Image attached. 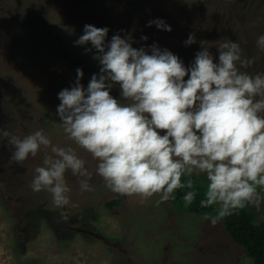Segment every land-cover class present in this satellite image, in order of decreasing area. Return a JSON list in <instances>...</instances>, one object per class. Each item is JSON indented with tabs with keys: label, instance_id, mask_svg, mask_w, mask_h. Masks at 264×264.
I'll return each mask as SVG.
<instances>
[{
	"label": "rangeland",
	"instance_id": "rangeland-1",
	"mask_svg": "<svg viewBox=\"0 0 264 264\" xmlns=\"http://www.w3.org/2000/svg\"><path fill=\"white\" fill-rule=\"evenodd\" d=\"M80 1L0 3L3 11L10 8L13 14L36 16L28 29V23L13 26L7 12L0 14V20L9 21L0 24V126L13 134L43 130L52 145L76 147L64 133L56 109L59 91L73 85L77 68L83 70L85 88V73H99L95 49L88 52L90 43H74L85 24L107 27L109 41L114 34L130 37L135 48L147 50L156 43L178 55L185 66L194 62L201 42L218 60L216 46L232 40L240 44L243 57L255 58L246 71L264 73V50L256 44L257 37L264 34V0ZM157 18L172 30L147 26ZM44 27L53 30L54 38L40 31ZM189 34L195 36L196 43L186 46ZM117 92L118 84L111 95ZM77 151L92 174L89 183L94 190L81 192L77 178L68 172L70 203L58 208L51 193L31 189L34 170L42 166L46 153L51 155L50 147L17 163L11 158L12 147L0 142V264H60L65 260L68 264H253L220 221L213 226L205 214L178 209L174 199L157 204L159 194L143 200L113 193L96 173L98 161L83 149ZM114 199L121 201L110 206L108 202ZM250 208L257 223L264 222V203L259 211ZM28 226L38 234L27 233L24 252L20 232Z\"/></svg>",
	"mask_w": 264,
	"mask_h": 264
},
{
	"label": "clouds",
	"instance_id": "clouds-1",
	"mask_svg": "<svg viewBox=\"0 0 264 264\" xmlns=\"http://www.w3.org/2000/svg\"><path fill=\"white\" fill-rule=\"evenodd\" d=\"M153 24L172 30L163 19L147 26ZM108 32L84 25L74 43H90L86 51L95 49L99 73L85 88L83 70L77 68L73 85L58 93L56 115L76 147L52 145L43 130L21 136L0 126V142L12 147L17 163L51 149L34 170L32 191H48L58 208L69 205L68 172L81 192L93 191L80 148L98 161L96 173L113 193L143 200L159 194V204L187 188V207L197 195L193 177L203 175L207 185L200 206H219L215 215L205 216L213 226L248 206L259 211L264 203V73L246 71L255 58L243 57L239 43L224 40L216 46L217 60L201 42L194 62L185 66L156 43L147 50L135 48L130 37L114 34L107 40ZM184 43H196L195 36L189 34ZM256 44L264 50V34ZM117 84L119 100L111 95Z\"/></svg>",
	"mask_w": 264,
	"mask_h": 264
},
{
	"label": "trees",
	"instance_id": "trees-1",
	"mask_svg": "<svg viewBox=\"0 0 264 264\" xmlns=\"http://www.w3.org/2000/svg\"><path fill=\"white\" fill-rule=\"evenodd\" d=\"M184 179L186 178H182V182ZM193 179L197 192L196 198L191 205L185 207L183 196L190 189H177L174 193V202L177 204L178 209L205 215H215L218 205L207 208L200 206V200L205 198L206 178L201 175L199 177L194 176ZM120 201V199H114L108 204L112 206ZM220 222L233 241L238 243L247 255L252 258L253 264H264V222L257 223L256 214L251 210L250 206L234 211L233 214L223 218Z\"/></svg>",
	"mask_w": 264,
	"mask_h": 264
},
{
	"label": "flooded vegetation",
	"instance_id": "flooded-vegetation-1",
	"mask_svg": "<svg viewBox=\"0 0 264 264\" xmlns=\"http://www.w3.org/2000/svg\"><path fill=\"white\" fill-rule=\"evenodd\" d=\"M81 3L83 2V0H81L80 1ZM0 3L2 4V3H4V4H7V2H4V0H0ZM11 9L9 8V9H7L6 11H3L2 10V7H1V5H0V14L2 15V14H4V13H6L7 12V14H8V17H9V20H10V23H12V25L14 26H16V23L17 22H19L20 24H22L23 26H25L26 25V23H28V26H27V28L28 29H30L33 25H34V20H35V17L36 16H31V15H29L28 16V18L25 16V17H23V15H21V14H18V13H11V12H9ZM90 10V9H89ZM65 11H68V12H72V10H71V8H65ZM3 22H9V21H7L6 19H4V18H2L1 20H0V24H2ZM48 26V25H47ZM40 31H45L47 34H48V36H50L51 38H54V34H53V30H51V29H49V30H46V27H44L43 29H41ZM18 32L19 31H17L16 33H15V36L17 37V35H18ZM0 35H2V32H0ZM63 41L61 40L59 43H62ZM64 52H65V50H64ZM66 53V52H65ZM64 55V54H63ZM63 55H62V57H63ZM66 55V54H65ZM65 61H66V58L64 59ZM36 64L37 65H39V63L36 61ZM85 77H86V80H84V82L86 81L87 82V84L89 83V81H90V79H91V75L89 74V73H85ZM119 92H117V93H115L114 95H113V97H115V98H117L118 96H119ZM128 207H130V206H128ZM28 232H30L31 234H33V236L34 235H36V234H38V230H35L34 228H31L30 226H28V229H26V228H21V232H20V236H22L23 237V240H22V244H23V242H24V252H26L27 251V249H26V242L28 241L27 240V233ZM55 232H56V230H55ZM58 234L59 235H61V236H63V233L62 232H58ZM96 235H98V234H96ZM26 236V237H25ZM99 239H101L100 237H99V235L97 236ZM21 244V245H22ZM53 250H55L54 248L52 249V251ZM56 251V250H55ZM65 263V262H64ZM64 263H60V264H64Z\"/></svg>",
	"mask_w": 264,
	"mask_h": 264
},
{
	"label": "crops",
	"instance_id": "crops-1",
	"mask_svg": "<svg viewBox=\"0 0 264 264\" xmlns=\"http://www.w3.org/2000/svg\"><path fill=\"white\" fill-rule=\"evenodd\" d=\"M40 235V234H39ZM38 235V236H39ZM45 235V234H44ZM43 236V235H42ZM43 238H44V236H43ZM46 239V238H45ZM54 248V247H53ZM27 252V251H26ZM57 251H55L54 253H53V255H56L57 253H56ZM52 261V260H51ZM45 262H48L47 260H45ZM65 264H68L67 262H66V260H65Z\"/></svg>",
	"mask_w": 264,
	"mask_h": 264
}]
</instances>
